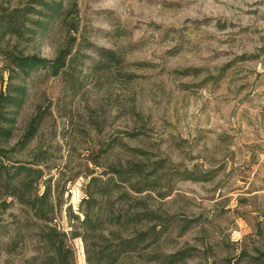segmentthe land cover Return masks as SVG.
I'll return each mask as SVG.
<instances>
[{
	"label": "rangeland",
	"instance_id": "rangeland-1",
	"mask_svg": "<svg viewBox=\"0 0 264 264\" xmlns=\"http://www.w3.org/2000/svg\"><path fill=\"white\" fill-rule=\"evenodd\" d=\"M35 1L0 0V92L9 76L2 52L71 56L58 77L37 70L25 80L28 99L4 148L10 164L30 169L17 178L33 183L26 197L51 186L66 231L67 208L79 210L92 177L104 212L113 203L156 212L160 220L128 231L155 225L161 236L121 264L264 261V0H63L67 17L8 34L4 20ZM36 117L35 137L11 152ZM135 164L158 169L145 192L102 197L111 172ZM6 191L0 184V264H45L40 222ZM72 246L87 264L83 242ZM179 252L185 259L169 258ZM99 257L93 264H104Z\"/></svg>",
	"mask_w": 264,
	"mask_h": 264
},
{
	"label": "trees",
	"instance_id": "trees-1",
	"mask_svg": "<svg viewBox=\"0 0 264 264\" xmlns=\"http://www.w3.org/2000/svg\"><path fill=\"white\" fill-rule=\"evenodd\" d=\"M74 6V5H73ZM75 8V6H74ZM1 8L0 11H3ZM71 10L65 5L63 0H36L35 7L16 9L7 18L5 30L10 35L22 38L25 33H35L38 28H47L58 20L70 14ZM40 19H34V18ZM18 18L25 19L22 31L17 22ZM1 24V22H0ZM5 62V70L8 72V84L5 90L0 92V184L7 188L5 193L8 197L20 200L28 209V214L40 222L38 241L46 250L48 258L45 264H77L76 253L72 242L81 240L84 245L87 264H93V257L100 256V261L104 264H121L126 259H132L135 253L145 251L153 241H156L163 231H157L155 225L146 231H128V226L134 221L141 224L142 219L148 221L160 220L161 216L149 209L145 211H134L139 207L119 212L115 209V204H111V209L106 213L93 193L89 191L92 185L98 182L96 177H92L86 186V195L83 197L79 210L76 212L71 206L68 211V228L62 230L58 224V217L61 213L58 203H50L52 192L51 186H46L41 195L29 193L26 197L24 189L32 187V181H17L23 171L30 169L24 166L10 164L9 150L4 146L13 138L18 122L20 110L24 107L28 99V88L25 80L31 76L32 72L45 70L52 77H58L65 71L69 64L70 50L61 51L54 60H48L36 55L24 56L15 52H2ZM21 78V83L16 80ZM40 117L34 118L28 127L27 132L12 148L11 152L23 150L27 144L35 137L39 126ZM158 169L152 174H147L141 165L135 164L128 169H114L113 178L102 183L103 191L100 194L112 202L116 193L129 187L136 193L145 192L144 186L152 182L151 177L156 176ZM136 180L132 184L133 179ZM184 179H192L189 176ZM3 182V183H1ZM18 182V183H15ZM26 191V190H25ZM126 195V193L124 194ZM7 205V203H5ZM86 206V208H83ZM142 218V219H141ZM125 228L128 237H122L121 230ZM184 258V253L170 255L169 258ZM259 264H264L263 259H259Z\"/></svg>",
	"mask_w": 264,
	"mask_h": 264
}]
</instances>
